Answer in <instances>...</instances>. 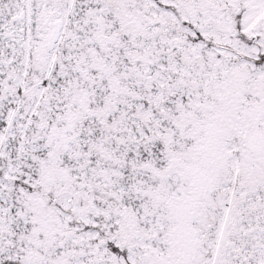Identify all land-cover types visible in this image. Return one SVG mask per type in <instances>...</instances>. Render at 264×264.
Wrapping results in <instances>:
<instances>
[{
    "label": "snow or ice",
    "instance_id": "1",
    "mask_svg": "<svg viewBox=\"0 0 264 264\" xmlns=\"http://www.w3.org/2000/svg\"><path fill=\"white\" fill-rule=\"evenodd\" d=\"M0 264H264V0H0Z\"/></svg>",
    "mask_w": 264,
    "mask_h": 264
}]
</instances>
